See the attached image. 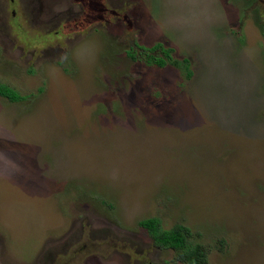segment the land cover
<instances>
[{
	"label": "rangeland",
	"instance_id": "1",
	"mask_svg": "<svg viewBox=\"0 0 264 264\" xmlns=\"http://www.w3.org/2000/svg\"><path fill=\"white\" fill-rule=\"evenodd\" d=\"M0 83V264H264V0H0Z\"/></svg>",
	"mask_w": 264,
	"mask_h": 264
},
{
	"label": "trees",
	"instance_id": "2",
	"mask_svg": "<svg viewBox=\"0 0 264 264\" xmlns=\"http://www.w3.org/2000/svg\"><path fill=\"white\" fill-rule=\"evenodd\" d=\"M140 48L144 52L146 63H154L160 66L170 63L187 70L189 73L188 60L186 58L180 61L177 60L171 54L172 49L163 48L161 43H155L149 48L138 45L137 51L130 52L132 58H140L138 56L140 55L138 53ZM159 48L162 49V55L156 56L153 52ZM0 95L7 97L11 101H16L20 96L14 89L2 83H0ZM138 224L148 232L157 245L176 250L185 264H206L207 251L200 243L191 240V229L189 226L178 222L169 228H165L161 220L155 216L142 218L138 221Z\"/></svg>",
	"mask_w": 264,
	"mask_h": 264
}]
</instances>
